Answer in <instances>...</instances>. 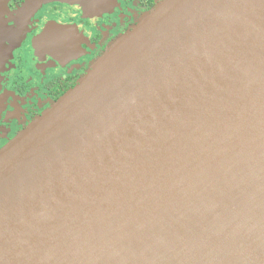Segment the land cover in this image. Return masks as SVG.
I'll use <instances>...</instances> for the list:
<instances>
[{
  "label": "water",
  "instance_id": "95a60500",
  "mask_svg": "<svg viewBox=\"0 0 264 264\" xmlns=\"http://www.w3.org/2000/svg\"><path fill=\"white\" fill-rule=\"evenodd\" d=\"M0 264H264V0H161L1 148Z\"/></svg>",
  "mask_w": 264,
  "mask_h": 264
},
{
  "label": "flooded vegetation",
  "instance_id": "af4514ba",
  "mask_svg": "<svg viewBox=\"0 0 264 264\" xmlns=\"http://www.w3.org/2000/svg\"><path fill=\"white\" fill-rule=\"evenodd\" d=\"M161 0H0V149Z\"/></svg>",
  "mask_w": 264,
  "mask_h": 264
},
{
  "label": "rangeland",
  "instance_id": "374dc122",
  "mask_svg": "<svg viewBox=\"0 0 264 264\" xmlns=\"http://www.w3.org/2000/svg\"><path fill=\"white\" fill-rule=\"evenodd\" d=\"M124 34H125V33H124ZM124 34H121L118 38H120V37H121L122 35H124ZM95 61H96V60H95ZM95 61H92V62H91V65H90L89 69L94 65ZM89 69H88V70H89ZM3 147H4V146H3Z\"/></svg>",
  "mask_w": 264,
  "mask_h": 264
},
{
  "label": "trees",
  "instance_id": "16d2710c",
  "mask_svg": "<svg viewBox=\"0 0 264 264\" xmlns=\"http://www.w3.org/2000/svg\"><path fill=\"white\" fill-rule=\"evenodd\" d=\"M149 11H150V10H149ZM149 11H148V12H149ZM148 12H147V13H148Z\"/></svg>",
  "mask_w": 264,
  "mask_h": 264
}]
</instances>
